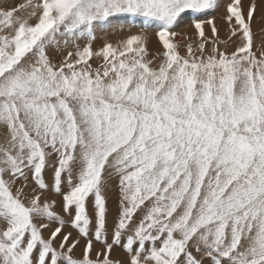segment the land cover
<instances>
[{
  "label": "snow or ice",
  "instance_id": "obj_1",
  "mask_svg": "<svg viewBox=\"0 0 264 264\" xmlns=\"http://www.w3.org/2000/svg\"><path fill=\"white\" fill-rule=\"evenodd\" d=\"M221 7L224 40L215 16L201 19ZM261 9L4 0L0 264H264ZM185 17L199 40L182 55L174 29ZM129 19L146 27L94 47L98 30L123 33ZM147 27L162 51L149 53Z\"/></svg>",
  "mask_w": 264,
  "mask_h": 264
},
{
  "label": "rangeland",
  "instance_id": "obj_2",
  "mask_svg": "<svg viewBox=\"0 0 264 264\" xmlns=\"http://www.w3.org/2000/svg\"><path fill=\"white\" fill-rule=\"evenodd\" d=\"M7 4L10 7H14V6L18 5L19 3H17L14 0H8ZM242 5L245 6V8H246L247 0H242ZM3 6H4V0H0V7H3ZM223 13H224V9H223V7H221L213 13H209L208 16L201 17V19H204V20H207L211 16L216 17V23H217V27L219 29V37L221 40L226 39L227 35H228V31H227L228 26L225 23V21H223L221 19V16L223 15ZM262 16H264V12H259L258 15L256 16V18H254V21L252 24L253 32H254V43H256V44H259L261 38L264 37V26L262 27V29H259V26L264 24V19L261 18ZM122 23L124 24V29H125L123 33L118 32L116 30V28H111V29H108L106 31L105 30H98L96 33L98 39H97V42L94 45V47H99L102 44V42H104V40H107V41L115 44L117 41L125 39L128 35L138 34L141 31V29L143 28V26H144V28L146 27L145 24H143L141 22V20L129 19L127 21H123ZM146 30H147L148 37H149V40H148L149 53L154 54L158 51H162V46L160 45V43L158 41V37L156 35V29L154 27H147ZM174 30L179 34V35H177V37H175L174 42H176L180 45L179 50H180L182 55L186 53V47L185 46L188 43H193V45H195L199 40V37L195 34V30L192 27V18L191 17H185V19ZM205 31H206V35L211 36L209 26L206 25ZM81 43H82V41H81ZM206 47H208V46H206ZM221 47L223 49V46H221ZM234 47H235L234 45L230 46L227 49V51L231 52L232 50H234ZM91 63L93 65V67L95 68L98 66L99 62L94 59L93 61H91ZM111 189L112 190L108 193V198H109V207L113 212L112 219H114V214H115V211L117 208V200L119 197V190L116 187L115 181L112 183ZM116 250L120 253H123V256L125 258H127V254L121 248H116ZM76 256H80V252L77 251ZM114 257L115 256L113 254L112 258L114 259ZM117 258H118V260H121L122 256H118ZM123 260H125V259H123Z\"/></svg>",
  "mask_w": 264,
  "mask_h": 264
},
{
  "label": "bare ground",
  "instance_id": "obj_3",
  "mask_svg": "<svg viewBox=\"0 0 264 264\" xmlns=\"http://www.w3.org/2000/svg\"><path fill=\"white\" fill-rule=\"evenodd\" d=\"M8 1V0H7ZM14 1H16L17 3H23V2H25V0H14ZM260 12H264V9H261L260 10ZM264 26V24L263 25H260L259 26V29H262V27ZM143 28H144V26H143ZM227 32V31H226ZM194 37V36H193ZM196 37V36H195ZM101 40V39H100ZM101 42V41H100ZM99 43V42H98ZM103 43V42H102ZM116 255H117V253H116ZM115 256V255H114ZM118 256H115L114 257V259H116ZM118 259V258H117ZM123 259H125L126 260V258L124 257V256H122V258H121V260H123Z\"/></svg>",
  "mask_w": 264,
  "mask_h": 264
},
{
  "label": "crops",
  "instance_id": "obj_4",
  "mask_svg": "<svg viewBox=\"0 0 264 264\" xmlns=\"http://www.w3.org/2000/svg\"><path fill=\"white\" fill-rule=\"evenodd\" d=\"M97 247H99V246H97ZM78 252H79V251H78ZM116 253H117V255H116ZM113 254H114L115 256H123V253L118 252L116 249H114ZM77 257H79V256H77ZM126 259H127V258H126Z\"/></svg>",
  "mask_w": 264,
  "mask_h": 264
}]
</instances>
